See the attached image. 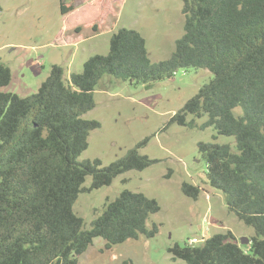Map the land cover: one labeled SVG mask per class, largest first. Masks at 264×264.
<instances>
[{"label":"trees","instance_id":"obj_1","mask_svg":"<svg viewBox=\"0 0 264 264\" xmlns=\"http://www.w3.org/2000/svg\"><path fill=\"white\" fill-rule=\"evenodd\" d=\"M67 1L60 0L64 16L74 11ZM181 1L184 33L170 59L158 64L151 62L142 35L122 28L112 35L107 55L90 57L68 78L54 65L38 92L21 98L1 91L12 74L0 60V264H78L96 238L110 250L158 234L159 226L147 225L160 206L142 193L122 191L90 229L75 214L80 194L155 164L140 153L148 139L108 166L81 161L91 132L100 128L83 116L95 108V90L106 76L149 86L180 69H203L214 78L170 124L188 126L189 116L205 117L202 128L234 139V147L201 142L198 149L208 185L255 236L248 251L227 232L197 247L175 244L168 252L185 264H264V0ZM200 191L182 186L193 200Z\"/></svg>","mask_w":264,"mask_h":264},{"label":"rangeland","instance_id":"obj_2","mask_svg":"<svg viewBox=\"0 0 264 264\" xmlns=\"http://www.w3.org/2000/svg\"><path fill=\"white\" fill-rule=\"evenodd\" d=\"M74 11L60 12V0H0V60L12 74L1 91L21 98L38 92L54 65L64 69L65 78L80 73L84 62L109 53V42L122 28L139 32L146 41L153 64L170 59L184 33L181 0H68ZM214 76L203 69H180L174 77L143 84L103 78L94 93L95 108L83 116L97 121L88 149L80 160H100L108 166L148 139L140 153L155 161L143 171H129L108 187L79 195L74 212L90 229L107 202L124 190L155 199L160 212L148 228L159 226L153 238L140 237L107 250L96 238L79 256L78 264H185L172 260L168 249L175 244L193 247L216 235L231 232L240 242L255 236L231 212L224 195L206 179V162L199 143L235 145L233 138L217 136L213 128H202L206 118L189 116L188 126L170 124L173 116ZM195 119V123L191 124ZM217 136L218 138H214ZM184 183L200 188L197 200L182 192ZM91 185L88 178L85 186ZM240 246L248 251L247 245Z\"/></svg>","mask_w":264,"mask_h":264},{"label":"built area","instance_id":"obj_3","mask_svg":"<svg viewBox=\"0 0 264 264\" xmlns=\"http://www.w3.org/2000/svg\"><path fill=\"white\" fill-rule=\"evenodd\" d=\"M198 243V241L196 240V239H194V240H190L189 241V243H188V246H191V247H193L195 244H197Z\"/></svg>","mask_w":264,"mask_h":264},{"label":"water","instance_id":"obj_4","mask_svg":"<svg viewBox=\"0 0 264 264\" xmlns=\"http://www.w3.org/2000/svg\"><path fill=\"white\" fill-rule=\"evenodd\" d=\"M249 240L248 239H241V241H240V243L242 244V245H248L249 244Z\"/></svg>","mask_w":264,"mask_h":264}]
</instances>
